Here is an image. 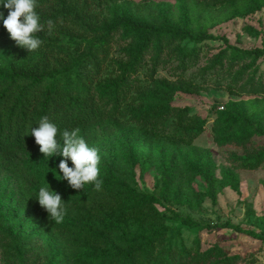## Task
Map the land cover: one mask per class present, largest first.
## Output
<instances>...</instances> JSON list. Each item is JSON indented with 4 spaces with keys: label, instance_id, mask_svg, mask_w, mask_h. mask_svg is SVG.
<instances>
[{
    "label": "rangeland",
    "instance_id": "374dc122",
    "mask_svg": "<svg viewBox=\"0 0 264 264\" xmlns=\"http://www.w3.org/2000/svg\"><path fill=\"white\" fill-rule=\"evenodd\" d=\"M80 1L78 11L95 20L98 36L111 37L107 68L94 78V87L121 79L119 63L143 45L144 36L149 37L151 51L139 74L128 73L133 86L123 103V110L142 106L149 120L121 129L105 121L97 129L80 130L99 150V178L112 177L114 170L128 185L119 186L123 194L112 208L84 209L69 202L62 222L44 218L34 197L41 186H51L62 198L92 186L76 190L57 179L52 168L63 157L55 155L47 162L37 144L25 178L21 175L15 183L16 177H0V231L7 230L0 234V264H106L112 256L144 246L151 231L158 235L152 264H264V55L240 60L236 71L245 73L236 87V73L222 78L217 73L220 66L213 67L214 58L226 47L223 38L243 49L264 46V0ZM127 22L142 27L132 29ZM160 26L178 27L183 38L159 49L153 35ZM187 34L206 37L195 43ZM56 37L60 42L83 39L76 31L64 30ZM7 38L0 41V60L14 41ZM193 52L198 53L196 62L182 71L181 61ZM231 62L229 52L223 58L224 68ZM248 81L254 88H243ZM165 102L203 121L202 132L191 142L190 135L152 131L160 111L167 116L164 123L172 129L175 125L163 108ZM250 132L247 141L241 140ZM68 163L73 166L70 159ZM227 173L237 179V186ZM28 180L36 181L34 187L26 184ZM125 209L128 214H123ZM94 217L98 222L118 220L119 229L109 234L111 241L105 245L97 239L98 227L90 220ZM219 223L235 227H217ZM143 261L142 256L136 258V264Z\"/></svg>",
    "mask_w": 264,
    "mask_h": 264
},
{
    "label": "trees",
    "instance_id": "16d2710c",
    "mask_svg": "<svg viewBox=\"0 0 264 264\" xmlns=\"http://www.w3.org/2000/svg\"><path fill=\"white\" fill-rule=\"evenodd\" d=\"M80 5V0H37L36 10L45 26L44 31L36 34L42 40L41 47L30 53L13 41L8 45L9 54L0 60V177L3 176L9 180L16 177L13 179L17 183L20 181L17 179L20 178L19 176L22 175L25 178V173H29L34 163L33 155H35L36 143L34 136L28 132L31 127H38L37 122L43 116H47L56 123L61 133L66 128L81 130V128L85 129L86 126H89L97 129L98 124H103L105 121L112 122L113 124L109 123L112 128L121 129L124 124L135 126L141 122L145 124L146 120H149V118H144L142 106L136 107L135 111H132L131 108L123 110V103L128 99L133 86V79H130L128 73L139 74V71L144 67V56L151 51L149 37L144 36L142 38L143 45L133 49V53L129 54L126 61L119 63L122 68L121 79H109L103 85L94 87V78H99L107 68L111 37L109 34L98 36L100 31L97 33L96 26L93 25L95 20L90 16L82 15L77 8ZM3 11L6 16L8 10L4 9ZM48 20H51L54 25L51 32L48 30ZM127 24L132 29L142 27L140 23L127 22ZM63 30L64 32L70 31L71 34L76 31L83 36V39L74 41L71 37L65 42H60L56 35ZM94 35L98 37H94ZM181 35L176 26H160L156 28L153 36L158 41L160 49L163 44L170 45L181 39ZM8 36L10 34L3 26V22L0 21V41L6 42ZM187 37L197 43L204 41L206 36L194 37L187 34ZM223 39L226 47L214 58L213 67L220 66L217 73L222 78H229L231 74L236 73L233 78V86L236 87L245 73V70L241 69L236 71L240 60L264 55V46L243 49L230 44L228 39ZM229 52L232 55V62L230 66L224 68L223 58ZM187 55L180 64L182 71L196 62L198 53H187ZM156 63L157 61L152 64L153 72L156 70ZM205 72L207 73L208 70ZM128 81L130 85L132 84L130 87ZM248 83L244 85V89L254 88L253 81H248ZM163 108H167L168 113L173 116L175 125H172V129L170 124L164 123L167 116L162 117L160 111L157 114L159 121L151 126L155 129L152 130L154 133L182 138L190 135L189 141L191 142L195 135L202 132L203 121H200L188 110H179L166 102ZM153 116L151 115L150 118H154ZM159 126L160 128L157 129ZM91 132H93L92 129ZM251 134L250 132L241 140L247 141ZM110 173L112 177L103 176L100 178L102 186L99 190L91 187L85 193H67L62 198L64 204L73 202L75 206H84V209L114 207L123 194H119V186L128 187V185L120 176L116 175L114 170ZM226 178L232 181L233 185H238V181L232 173H227ZM35 182L28 180L26 184L34 187L33 183ZM35 200L38 205L36 197ZM38 207L43 209L44 218L49 219L48 212L41 206ZM140 208H142L141 205L134 206L130 213L136 212ZM127 210H123V214H128ZM90 220L96 222L98 230H95V233L98 234L97 239L101 241L102 245L111 241L109 234L119 229L117 219L98 222L94 217ZM216 226L235 227L229 223L225 225L219 223ZM5 232L7 230H1L0 234ZM8 234V237L11 238L10 233ZM157 237L158 235L151 231L144 239V246H136L121 257L112 256L106 264H136V258L139 256L144 257L143 264H152L151 258L155 248L153 241ZM174 250L172 246L169 247L168 252L171 259L175 253Z\"/></svg>",
    "mask_w": 264,
    "mask_h": 264
},
{
    "label": "clouds",
    "instance_id": "9594fccd",
    "mask_svg": "<svg viewBox=\"0 0 264 264\" xmlns=\"http://www.w3.org/2000/svg\"><path fill=\"white\" fill-rule=\"evenodd\" d=\"M4 9H7L5 16ZM37 0H0V21L20 47L30 53L35 52L42 45V40L36 35L44 31V24L37 12ZM48 30L54 27L51 20L47 21ZM38 127H31L30 133L39 145V151L47 158V162L55 155L62 156L56 171H52L57 179L66 180L72 189H84L91 185L96 190L102 186L100 176L99 150L92 146L80 134V129H64L62 133L58 125L47 116H43L37 122ZM59 138V140H58ZM62 140L63 143L59 141ZM69 159L73 166H69ZM48 185H50L48 183ZM39 205L44 208L51 220L62 222L66 214V205L59 192L51 186H41L34 195Z\"/></svg>",
    "mask_w": 264,
    "mask_h": 264
}]
</instances>
